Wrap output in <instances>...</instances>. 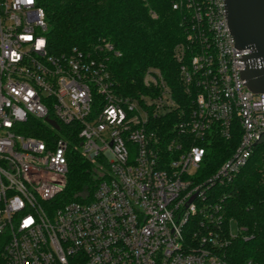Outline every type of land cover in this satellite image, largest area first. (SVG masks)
<instances>
[{
    "label": "built area",
    "instance_id": "built-area-1",
    "mask_svg": "<svg viewBox=\"0 0 264 264\" xmlns=\"http://www.w3.org/2000/svg\"><path fill=\"white\" fill-rule=\"evenodd\" d=\"M187 7L176 102L156 69L145 93L118 95L98 55L49 52L36 0H0V264H227L240 229L225 221V189L264 142V93L241 77L249 51L225 0ZM218 139L232 153L205 174ZM73 148L101 170L90 199L59 204Z\"/></svg>",
    "mask_w": 264,
    "mask_h": 264
},
{
    "label": "trees",
    "instance_id": "trees-1",
    "mask_svg": "<svg viewBox=\"0 0 264 264\" xmlns=\"http://www.w3.org/2000/svg\"><path fill=\"white\" fill-rule=\"evenodd\" d=\"M45 15L44 37L51 54L73 50L96 54L106 61L115 92L136 97L146 92L148 69L161 72L176 102L182 97L173 50L187 43L193 12L191 0H36ZM200 2L201 0H195ZM174 4L178 8L174 10ZM119 53L100 51L102 42ZM40 126V124H37ZM29 134L40 137L36 133ZM234 147L223 139L210 145L205 174L214 172ZM66 186L59 204L91 197L99 165L73 148L67 157ZM225 221L240 229L222 250L227 264H264V142L255 147L248 163L225 189Z\"/></svg>",
    "mask_w": 264,
    "mask_h": 264
},
{
    "label": "water",
    "instance_id": "water-1",
    "mask_svg": "<svg viewBox=\"0 0 264 264\" xmlns=\"http://www.w3.org/2000/svg\"><path fill=\"white\" fill-rule=\"evenodd\" d=\"M230 33L238 49H246L247 65L241 74L246 88L264 93V0H225ZM52 125L57 128L55 123Z\"/></svg>",
    "mask_w": 264,
    "mask_h": 264
},
{
    "label": "rangeland",
    "instance_id": "rangeland-1",
    "mask_svg": "<svg viewBox=\"0 0 264 264\" xmlns=\"http://www.w3.org/2000/svg\"><path fill=\"white\" fill-rule=\"evenodd\" d=\"M230 231V233L233 235L236 233V224L233 220L230 221Z\"/></svg>",
    "mask_w": 264,
    "mask_h": 264
}]
</instances>
